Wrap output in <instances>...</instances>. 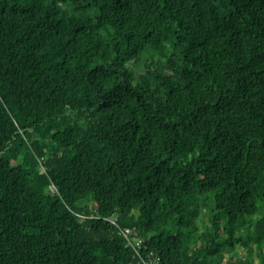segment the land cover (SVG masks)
I'll use <instances>...</instances> for the list:
<instances>
[{"label": "trees", "instance_id": "obj_1", "mask_svg": "<svg viewBox=\"0 0 264 264\" xmlns=\"http://www.w3.org/2000/svg\"><path fill=\"white\" fill-rule=\"evenodd\" d=\"M155 257L264 264V0H0V264Z\"/></svg>", "mask_w": 264, "mask_h": 264}, {"label": "built area", "instance_id": "obj_2", "mask_svg": "<svg viewBox=\"0 0 264 264\" xmlns=\"http://www.w3.org/2000/svg\"><path fill=\"white\" fill-rule=\"evenodd\" d=\"M109 220L111 222H113L114 224L116 222V219L111 218ZM120 233L124 237V239L126 240L128 245L132 246L133 248H136V246L139 245L140 239L136 237L135 232H134V228H132V227L121 228ZM142 262H143V264H160V258L155 257V258L150 259V260H143Z\"/></svg>", "mask_w": 264, "mask_h": 264}]
</instances>
